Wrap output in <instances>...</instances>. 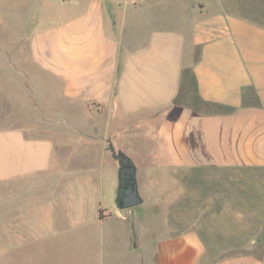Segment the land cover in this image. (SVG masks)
Here are the masks:
<instances>
[{
    "label": "crops",
    "instance_id": "0c3cea01",
    "mask_svg": "<svg viewBox=\"0 0 264 264\" xmlns=\"http://www.w3.org/2000/svg\"><path fill=\"white\" fill-rule=\"evenodd\" d=\"M30 1L0 0V20L28 32L39 100L17 109L5 90V264H264V0H66L29 14ZM45 73L65 109L43 98ZM109 142L134 163L136 206L114 202Z\"/></svg>",
    "mask_w": 264,
    "mask_h": 264
},
{
    "label": "rangeland",
    "instance_id": "374dc122",
    "mask_svg": "<svg viewBox=\"0 0 264 264\" xmlns=\"http://www.w3.org/2000/svg\"><path fill=\"white\" fill-rule=\"evenodd\" d=\"M51 2H67L66 0H31L29 2L28 13L32 14L34 12H43L46 9V5L50 4ZM27 3V2H26ZM28 32H24L23 28H21V23L17 25L14 29L6 23L5 21L0 20V57H6L7 59V75L8 78L10 77V81L12 82L13 86L10 83H7L6 77L2 72V64H4V59L0 60V116L3 115H13L15 114V109L11 108V106L4 101L5 98V90L7 88V93L12 94V96L17 99V109L22 107L28 101V96L33 99V101L29 100L32 104L39 103L37 100L36 93L32 90L33 87V76L29 73V59L28 55L26 54V58H23V52L25 51L23 48L24 39L27 37ZM22 37V38H21ZM2 40V41H1ZM4 41V42H3ZM13 49V51H11ZM9 57V58H8ZM22 58V60H21ZM22 62V63H21ZM31 62V60H30ZM34 67L31 66L30 69L32 70ZM22 71L25 74H22ZM33 71V70H32ZM9 73H11L9 75ZM29 75V76H28ZM29 77V78H27ZM37 82L40 83L41 92L43 93V98L46 99L48 102H55L57 107L61 109H65L67 105L65 99L61 97L59 93V88L63 85V82L54 75L43 74L37 75ZM22 84H27L29 87V93L25 91L22 87ZM9 89V90H8ZM29 94V95H28ZM28 95V96H27ZM37 100V101H36ZM39 109L48 110V106L41 107L38 106ZM20 123V122H19ZM181 187V186H180ZM180 187H175L173 191L167 192L168 197L175 196L179 193ZM163 196V195H161ZM114 202L116 203V198H114ZM141 206V205H139ZM158 220L161 224L166 223L168 218V211L158 212L157 214ZM169 217V216H168ZM162 228V229H161ZM166 231V227L161 225L160 230ZM0 264H5V250H4V242H0Z\"/></svg>",
    "mask_w": 264,
    "mask_h": 264
},
{
    "label": "water",
    "instance_id": "95a60500",
    "mask_svg": "<svg viewBox=\"0 0 264 264\" xmlns=\"http://www.w3.org/2000/svg\"><path fill=\"white\" fill-rule=\"evenodd\" d=\"M109 149L120 165L116 195L117 208L125 209L140 204L142 197L137 187L134 163L124 152L116 150L111 142H109Z\"/></svg>",
    "mask_w": 264,
    "mask_h": 264
},
{
    "label": "trees",
    "instance_id": "16d2710c",
    "mask_svg": "<svg viewBox=\"0 0 264 264\" xmlns=\"http://www.w3.org/2000/svg\"><path fill=\"white\" fill-rule=\"evenodd\" d=\"M101 213V212H100ZM101 215V214H100Z\"/></svg>",
    "mask_w": 264,
    "mask_h": 264
}]
</instances>
